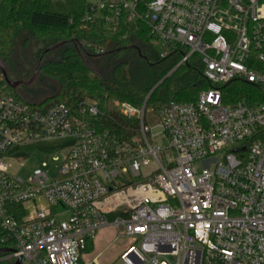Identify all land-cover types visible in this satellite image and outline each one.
Segmentation results:
<instances>
[{"label": "built area", "instance_id": "obj_1", "mask_svg": "<svg viewBox=\"0 0 264 264\" xmlns=\"http://www.w3.org/2000/svg\"><path fill=\"white\" fill-rule=\"evenodd\" d=\"M79 25L145 27L160 58L178 59L168 75L190 62L210 86L159 109L114 100L138 122L131 140L95 100L31 104L0 88V248L13 247L0 261L98 264L88 243L113 227L122 264H264V101L222 93L237 79L264 87V0H88ZM46 143L55 175L46 161L10 171Z\"/></svg>", "mask_w": 264, "mask_h": 264}, {"label": "trees", "instance_id": "obj_2", "mask_svg": "<svg viewBox=\"0 0 264 264\" xmlns=\"http://www.w3.org/2000/svg\"><path fill=\"white\" fill-rule=\"evenodd\" d=\"M87 2L88 0H0V58L5 66L11 63L15 44L20 37L33 36L42 41L45 48L70 41L59 48L62 51L61 59L43 60L40 73L58 82V90L42 100L43 103L63 102L74 108L83 99L95 100L102 109L109 112L104 119V126L121 138L131 140L137 134L138 122L115 111L111 106L114 100L127 101L141 108L155 87L147 106L159 109L171 102H195L200 91L210 86L200 68L190 62L168 75L178 59L166 62L168 58H159L157 63L146 59L139 69H134L129 59H118L127 52L144 58L139 43L149 41L148 30L145 27L139 31L124 28L112 34L100 26L82 28L79 18L85 12ZM123 35L126 37L123 38ZM96 47H102L103 52L96 53ZM43 52L44 48L40 51L39 58ZM99 55H112L118 59L108 76L94 72L87 60L89 56ZM0 88L6 94L18 96L7 85L1 71ZM222 93L223 102L228 106L240 101L253 106L264 101V87L242 79L223 86ZM37 147L50 149L47 145ZM18 214H23V210H19ZM1 235L0 227V237ZM8 248L12 249V244ZM92 248L93 244L89 242L88 250L91 251ZM6 254H0V257ZM0 264L13 263L1 260Z\"/></svg>", "mask_w": 264, "mask_h": 264}, {"label": "rangeland", "instance_id": "obj_3", "mask_svg": "<svg viewBox=\"0 0 264 264\" xmlns=\"http://www.w3.org/2000/svg\"><path fill=\"white\" fill-rule=\"evenodd\" d=\"M44 48L45 44L34 38L33 36L20 37L14 47V54L10 64L6 65L7 74L10 80L15 81L20 77H26L34 73L37 62H39V53ZM139 48L142 51L144 58H140L133 52H127L125 55L118 59H129L134 69H139L143 66V62L148 59L151 63H157L160 58V52L163 49L161 44L148 42L139 43ZM62 58V51L60 49L52 50L44 55V60H59ZM112 55L106 56H89L87 60L91 64L94 72L108 76L112 67L118 62ZM173 58L166 59L171 61ZM58 90V82L43 73H39L37 78L30 84H20L15 89L16 94L28 103H36L46 99L55 94ZM112 104V103H111ZM148 119L150 123H153L155 118L152 113H148ZM161 145L166 142H160ZM46 143L42 145L49 146V150L41 149L37 146H30L26 150L32 152L29 157L23 156L20 160L12 162L13 167L11 172L21 176H27L35 168L41 166L43 161L49 163L51 167V175H55L57 165L52 162L53 149ZM48 154V155H47ZM139 180V179H137ZM117 236L116 230L113 227H107L100 230L97 233L94 249H91V253L87 256V260L93 258L96 255L98 257V264H122L119 259L127 239H115ZM12 263L14 262L11 261Z\"/></svg>", "mask_w": 264, "mask_h": 264}, {"label": "water", "instance_id": "obj_4", "mask_svg": "<svg viewBox=\"0 0 264 264\" xmlns=\"http://www.w3.org/2000/svg\"><path fill=\"white\" fill-rule=\"evenodd\" d=\"M69 43H70V41L66 40V41H62V42L56 43V44L46 48L45 51L41 54V56L39 58V62L37 64V67H36L34 73L28 79H21V80H15V81L10 80L9 77H8V74H7L6 66H5L4 62L2 61V59L0 58V71H1L5 81L7 83V85L15 90L17 88V86H19L20 84H30V83H32L37 78V76L40 73V70H41V67H42V63H43V60H44V55L47 52H49V51L59 49V48L65 46V45H67ZM154 89H155V87L150 91L148 97L151 95V93L153 92ZM11 251H12V249H10V248H6V247L0 248V254L1 253H6V252H11ZM13 264H21V259L18 257Z\"/></svg>", "mask_w": 264, "mask_h": 264}, {"label": "flooded vegetation", "instance_id": "obj_5", "mask_svg": "<svg viewBox=\"0 0 264 264\" xmlns=\"http://www.w3.org/2000/svg\"><path fill=\"white\" fill-rule=\"evenodd\" d=\"M32 75V74H31ZM31 75H29V76H26V77H20V78H18V79H16V80H21V79H28V78H30L31 77Z\"/></svg>", "mask_w": 264, "mask_h": 264}, {"label": "crops", "instance_id": "obj_6", "mask_svg": "<svg viewBox=\"0 0 264 264\" xmlns=\"http://www.w3.org/2000/svg\"><path fill=\"white\" fill-rule=\"evenodd\" d=\"M92 249H94V247H93ZM87 256H88V255H87ZM87 256H86V257H87ZM96 256H97V255H96ZM94 257H95V256H94ZM97 262H98V260H97Z\"/></svg>", "mask_w": 264, "mask_h": 264}]
</instances>
